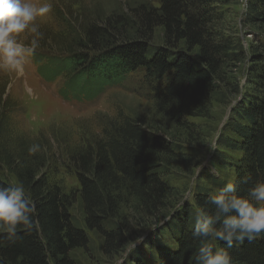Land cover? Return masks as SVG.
<instances>
[{
  "label": "trees",
  "instance_id": "1",
  "mask_svg": "<svg viewBox=\"0 0 264 264\" xmlns=\"http://www.w3.org/2000/svg\"><path fill=\"white\" fill-rule=\"evenodd\" d=\"M156 1L137 2L103 25H87L67 57L52 58L56 63L47 73L64 74L60 97L70 89L81 102L140 75L154 114L173 124L184 142L192 136L188 120L208 118L220 99L234 101L215 152L200 166L192 203L172 202L167 181L170 172L182 171V155L189 153L178 137L144 116L119 115L92 144L72 150L67 162L79 183L76 191L60 186L38 152L10 154L0 144V186H13L9 172L35 203L33 227L4 240L0 264H75L72 254L86 250L94 236L105 256L117 257L143 234L146 240L128 252L126 264H195L196 211L211 209L207 199L228 182L250 199L249 188L264 181V0L247 6L242 22L253 33L246 51L238 38L221 32L224 16L215 6L229 0ZM241 65L243 84L231 76ZM8 132L0 113V136ZM75 205L80 219L73 215ZM227 251L231 264H264V237L234 242Z\"/></svg>",
  "mask_w": 264,
  "mask_h": 264
},
{
  "label": "rangeland",
  "instance_id": "2",
  "mask_svg": "<svg viewBox=\"0 0 264 264\" xmlns=\"http://www.w3.org/2000/svg\"><path fill=\"white\" fill-rule=\"evenodd\" d=\"M141 1L157 4L156 0H33L38 5L50 4L51 10L37 18L36 23L43 35L38 38L40 46L27 58L24 75L17 77L14 73L0 72V113L5 115L10 131L8 137L1 133L0 144L10 154H17L23 149L28 151L32 145H39L37 152L47 158L50 174H55V179L66 192L76 191L79 190V183L67 162L72 150L92 144L93 139L100 137L101 131L107 129V124L116 121L119 115L144 116L149 125L178 137L177 143L185 146L186 153H189L182 155L184 166L179 165L182 171L170 172L167 181L172 202L192 203L200 166L207 165L209 157L215 152L217 139L228 122L234 101L225 99L223 102L220 99L212 103L208 118L188 120V131L192 136L187 137L189 142H184V136L173 124L165 123L154 114L149 91L144 87L140 75H133L121 87L105 90L94 101L81 102L77 101L75 92L70 89L66 90L65 98L60 97L64 74L51 77V73H47L55 66L56 61L52 58L67 57L74 40L82 36L87 25H103L113 14L125 12L128 6ZM250 1L229 0L226 5L215 6L224 16L225 26L221 32L238 38L244 51L253 33L252 28L242 22L249 14L247 6ZM32 38V34H22L20 40L28 43ZM159 41L156 35V42ZM241 66L240 73L235 70L231 76L243 84L246 65ZM77 94L84 96L83 93ZM213 144L214 149H210L209 146ZM191 164L196 169L190 170ZM6 175L10 183L15 185L14 177L9 172ZM72 212L80 219L77 205ZM142 236L131 243L122 255L111 258L101 252L100 240L94 236L86 250H78L72 257L75 264H126L125 258L130 249L146 240V234ZM150 256L155 257L154 251H151Z\"/></svg>",
  "mask_w": 264,
  "mask_h": 264
},
{
  "label": "clouds",
  "instance_id": "3",
  "mask_svg": "<svg viewBox=\"0 0 264 264\" xmlns=\"http://www.w3.org/2000/svg\"><path fill=\"white\" fill-rule=\"evenodd\" d=\"M50 10V4L38 5L33 0H0V72L24 75L27 58L40 46L38 38L43 35L37 18ZM22 34L33 38L24 43ZM38 150L35 144L29 148L33 154ZM248 197L237 195L235 184L228 182L207 199L211 209L196 211L192 226V236L199 241L195 264H231L227 249L234 242L264 237V181L253 184ZM34 213L35 203L23 184L0 186V245L5 239L13 241L18 231L30 230ZM211 241H222L226 247H214Z\"/></svg>",
  "mask_w": 264,
  "mask_h": 264
}]
</instances>
